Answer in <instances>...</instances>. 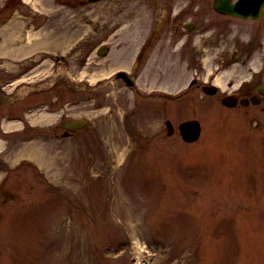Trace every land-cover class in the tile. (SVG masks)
<instances>
[{"label": "rangeland", "instance_id": "obj_1", "mask_svg": "<svg viewBox=\"0 0 264 264\" xmlns=\"http://www.w3.org/2000/svg\"><path fill=\"white\" fill-rule=\"evenodd\" d=\"M212 1L0 0V264H264V100L220 103L264 82V4ZM159 92L165 110L140 97ZM61 118L87 124L62 137Z\"/></svg>", "mask_w": 264, "mask_h": 264}, {"label": "water", "instance_id": "obj_2", "mask_svg": "<svg viewBox=\"0 0 264 264\" xmlns=\"http://www.w3.org/2000/svg\"><path fill=\"white\" fill-rule=\"evenodd\" d=\"M263 4L264 0H235L234 2H231V0L212 1L213 9L221 14L237 16L239 18L251 17L253 19H256L260 16L261 7ZM191 24L192 23H186V28L191 29ZM106 53L107 47L102 45L98 50V54L105 55ZM116 77L122 78L127 85H132L133 83L124 71L117 72ZM257 91L259 94H252L249 97H241L239 101L236 94H226L221 98V101L228 107H233L238 102L243 106H246L249 103L258 104L261 100V97L264 96V83H261L258 86ZM206 92H215V87L212 86ZM86 123L87 121L84 119H67L62 120L60 126L65 127L69 130H75L85 126ZM165 125L167 128V134H172L174 131L172 123L169 120H166ZM200 129V123L195 119L183 121L178 125L180 136L186 142L195 141L199 137Z\"/></svg>", "mask_w": 264, "mask_h": 264}, {"label": "flooded vegetation", "instance_id": "obj_3", "mask_svg": "<svg viewBox=\"0 0 264 264\" xmlns=\"http://www.w3.org/2000/svg\"><path fill=\"white\" fill-rule=\"evenodd\" d=\"M262 9V8H261ZM9 18V15H7V17H5V18H3V21H6L7 19ZM186 25V24H185ZM184 25V26H185ZM186 27V26H185ZM192 27H193V24H191V29H192ZM191 29H188V30H191ZM174 33H177V28H174L173 29V34ZM185 35V33H180L179 34V37H183ZM167 36L169 37V34L167 33V31H162L161 33H160V31H158L156 34H154L153 35V43L154 44H159L160 42H159V40H161L162 38H167ZM161 44V43H160ZM99 48V47H98ZM98 48H97V50H98ZM138 56V55H137ZM8 75H9V73H8V71H2L1 69H0V77L2 78V80H4V78L6 79V81L9 79V77H8ZM19 76V75H18ZM200 76H205L206 78L204 79V81H202V83H200V82H197V78H199ZM215 75L213 74V72H208V73H204V72H200V74H198V73H196V75L195 76H193L192 77V79H191V81L188 83V87L190 88V87H192V86H195V89L197 88V90L198 89H200V91H202L203 92V94L202 95H200V97L202 98V97H204V96H214V94H216V92H217V90H218V87H219V84H218V86L217 85H215V81H214V79H215ZM0 78V79H1ZM118 79H121V78H118ZM122 80V79H121ZM132 80V79H131ZM133 81V80H132ZM264 83V82H263ZM6 84L8 85L9 84V81H7L6 82ZM133 84H134V82H133ZM261 84V83H260ZM259 84V85H260ZM258 85V86H259ZM4 86V85H3ZM3 86H1L0 88H2V91H3ZM212 86H215V92H213V93H207L206 91L209 89V88H211ZM258 88V87H257ZM188 92H189V90H188ZM256 93H258V91L256 90ZM256 93H254V94H256ZM231 94H236V96H237V99H238V101H239V99L241 98V97H249L251 94H240L239 92H237V93H231ZM259 94V93H258ZM3 95H4V91H3ZM225 94H223L221 97H220V103L223 105V106H225V107H227L225 104H223L222 103V101H221V98L224 96ZM142 99H145V100H147V101H149L150 103H151V105L154 107V108H157V107H159L160 109H162V110H165L166 109V107L168 106V102H169V97H167L164 93H161V92H159V93H155V94H153V93H151V94H149V95H144V96H140ZM186 98L187 96H186V93H184V95H181V96H179L178 98L179 99H183V98ZM192 98H193V100H195V99H197V97L194 95V94H191L190 95V98H189V101L188 102H190V100H192ZM262 100H264V96H262L261 97V100H260V103H261V101ZM187 100H185V102H186ZM148 103V102H147ZM251 104H253V103H249L248 105H251ZM238 105H241L239 102L235 105V106H238ZM248 105H246V106H248ZM234 106V107H235ZM241 106H243V105H241ZM21 118H22V120H21V123H22V128H24V118H25V116H24V113H23V115L22 116H20ZM67 119V118H66ZM70 119V118H69ZM61 120H65V118H61ZM166 120H168V119H166ZM166 120H164V123H165V121ZM24 121V122H23ZM263 121H264V118H263ZM85 127V126H84ZM77 130V129H76ZM76 130H69V129H67V128H63V132L61 133L62 134V137H70Z\"/></svg>", "mask_w": 264, "mask_h": 264}, {"label": "bare ground", "instance_id": "obj_4", "mask_svg": "<svg viewBox=\"0 0 264 264\" xmlns=\"http://www.w3.org/2000/svg\"><path fill=\"white\" fill-rule=\"evenodd\" d=\"M33 5H34V4H33ZM236 32H237V33H236L235 35H231V36L227 37V38H226V41H227V40H232V41H234V42H235V41L245 42V38H244V36H242V35H244L245 31H243V30H238V31H236ZM29 36H31V35H29ZM104 75H105V73L102 72V73L96 74V77L104 76ZM96 77H95V78H96ZM230 79H233V78L231 77ZM34 157H36V158H38V159H41V158H42L41 155H38V156H37V154L34 155ZM133 239H134V242L137 244V247L139 248L140 246L138 245V243H139L138 239H136V237H133ZM134 258H135V263H134V264H145V261H143V259H141L140 256L137 255V254H135V253H134Z\"/></svg>", "mask_w": 264, "mask_h": 264}]
</instances>
